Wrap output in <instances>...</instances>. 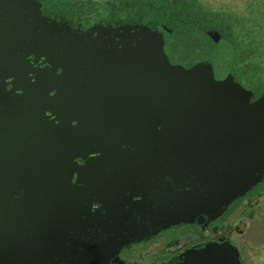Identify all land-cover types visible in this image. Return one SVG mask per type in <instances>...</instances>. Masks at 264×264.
Here are the masks:
<instances>
[{"label": "flooded vegetation", "instance_id": "af4514ba", "mask_svg": "<svg viewBox=\"0 0 264 264\" xmlns=\"http://www.w3.org/2000/svg\"><path fill=\"white\" fill-rule=\"evenodd\" d=\"M260 5L259 21L247 14L244 46L228 57V72L217 75L202 48L195 50L201 60L186 67L211 63L216 79L232 76L247 104L264 106V0ZM125 8L119 0H0V38L31 35L15 54H23L15 66L20 79L7 77L1 87L9 95L5 105L25 101L27 107L11 109L9 117L18 121L2 130L32 128L37 142L47 122L68 139L64 146H48L52 161L35 153L43 146L25 145L31 161L26 168L21 158L0 150L7 164L0 169V264H240L236 253L241 264H253L245 251L264 236V175L237 197L228 194L219 208L223 193L204 185L200 163L188 162L193 153L180 143V127L150 129L125 146L112 138L118 135L107 121L114 113H107L112 87L103 61L107 47L119 56L123 42L111 35L113 28L163 31L166 54L181 63L172 60L174 45L163 26ZM157 132L165 136L162 144Z\"/></svg>", "mask_w": 264, "mask_h": 264}, {"label": "water", "instance_id": "95a60500", "mask_svg": "<svg viewBox=\"0 0 264 264\" xmlns=\"http://www.w3.org/2000/svg\"><path fill=\"white\" fill-rule=\"evenodd\" d=\"M163 30L171 32L165 25ZM111 35L123 38L119 45L121 54L114 55L112 48L107 47L103 61L106 78L112 87V92L106 96L108 101L105 98L111 106L107 113H114L113 119L107 121L110 127L116 128L118 137L112 138L117 144L130 145L139 136L147 135L145 131L150 129L180 127L183 133L180 143L187 147V152L193 153L187 155L188 162L194 166L200 163L206 180L204 185L218 187L219 194L223 193L218 198L219 208L227 202L228 194L231 200L263 177L264 142H259L264 138V106L261 117L248 118L252 110L251 104H247V94L230 75L224 80L216 79L211 63L200 62L190 67L172 63L165 52L163 31L142 25L134 28L130 24L114 27ZM6 39L0 38V148L5 146L0 150L21 158L26 168L31 161L24 151L25 145L43 146L42 151L39 149L35 153L41 152L44 161H52L48 146H64L68 139L66 134L60 139L58 130L47 122L40 127L37 142L32 128H18L12 133L2 130L6 122L18 121L9 117L11 109L20 112L27 107L25 101H17L14 107L5 105L9 95L1 87L7 77L15 76L14 80H18L20 71L15 66L21 64L23 54H15L24 50L31 35L17 32ZM12 84L19 88L18 81ZM235 95L242 99H233ZM154 137L158 138L156 143L162 144L165 136L157 132ZM201 154L203 157L199 159L197 155ZM4 160L0 159V169L7 165L2 163ZM186 218L176 216L173 219ZM235 258L241 264L237 253Z\"/></svg>", "mask_w": 264, "mask_h": 264}, {"label": "rangeland", "instance_id": "374dc122", "mask_svg": "<svg viewBox=\"0 0 264 264\" xmlns=\"http://www.w3.org/2000/svg\"><path fill=\"white\" fill-rule=\"evenodd\" d=\"M97 1H102V0H97ZM152 1L162 2L163 0H152ZM198 1L206 10L205 15L209 17V18L206 17L207 22L209 21L206 24L213 25V21L214 22L215 20L217 21V18L218 21L221 19V17L230 18L229 29L220 28L214 30L216 27L215 28L207 27L205 31V33L212 39V43H211L212 45L210 49H212L213 51L216 73L217 75L221 76L226 72H228L230 69V62H229L230 60L228 57L232 56L233 52L236 49H242L244 46L243 43L246 38L244 21L248 17L247 14L252 16L256 21L257 20L259 21V15L261 11V5H260L261 0H198ZM244 10H247V13H245ZM216 13L220 14L221 16L215 17L214 14ZM211 19H213V21H211ZM224 33L226 36H228L225 37V39L223 38ZM193 37L196 38V43H199L200 40H202L203 35L199 33L197 34V36L193 35ZM167 38L169 39L168 41H171L169 35H167ZM229 39H230V43H229ZM172 42L176 44V40ZM167 51L169 53L171 50L169 49ZM171 54H173V56H171L172 60L177 62H180V58H182L181 55L189 56V57H192L194 55L192 51L187 48L180 51L173 49ZM244 56H245L244 53L239 55L240 57L239 60H242ZM240 72L241 71H239V73ZM240 86L242 87L241 84ZM262 106L263 105L259 103L257 105L251 104V110L254 111V113L259 114L261 112ZM262 141L264 142V138H260L259 143L262 144ZM257 229L259 230L260 227L257 226ZM260 239L261 237L260 238L258 237V239L256 240L259 242ZM245 253L247 256L250 257L251 262H253V264H264V236L261 239V242H259V244L256 247L246 250Z\"/></svg>", "mask_w": 264, "mask_h": 264}, {"label": "trees", "instance_id": "16d2710c", "mask_svg": "<svg viewBox=\"0 0 264 264\" xmlns=\"http://www.w3.org/2000/svg\"><path fill=\"white\" fill-rule=\"evenodd\" d=\"M127 9L133 6L135 7L137 12V18L139 20L148 22L152 26L161 28L163 25L170 28L171 32L168 33L171 38V42L176 40V44L174 42V48L178 51L183 50L180 44L184 42V44L192 49V53L194 54L192 57L182 56L180 58V62L185 64L186 66L190 65L197 58L201 60V55L196 54V49L204 50L202 54L208 59L210 62L214 64L213 54L211 55V43L212 39L205 33L207 27H216L220 28H230V18L221 17L218 21L211 19L213 21V25L206 24L208 16H206V10L200 4L198 0H163L162 2H154L152 0H124L122 1ZM116 11V9L114 10ZM128 13V9L126 10ZM215 17L221 16L220 14H214ZM207 17V18H206ZM225 26V27H224ZM202 34L203 38L199 43H196V38L193 35L197 36V34ZM227 34V32H226ZM193 37V38H191ZM228 37L225 35L223 38ZM196 52V53H195ZM173 56V54H172ZM183 61V62H182Z\"/></svg>", "mask_w": 264, "mask_h": 264}]
</instances>
